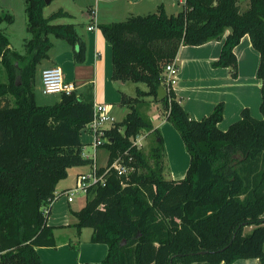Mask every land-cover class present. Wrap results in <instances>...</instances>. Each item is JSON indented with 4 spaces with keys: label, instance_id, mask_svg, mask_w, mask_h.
Instances as JSON below:
<instances>
[{
    "label": "trees",
    "instance_id": "16d2710c",
    "mask_svg": "<svg viewBox=\"0 0 264 264\" xmlns=\"http://www.w3.org/2000/svg\"><path fill=\"white\" fill-rule=\"evenodd\" d=\"M23 1L31 35L24 54L11 48L0 27V264H42L36 248L56 245L43 207L57 196L69 168L92 163L82 155L80 134L93 102L73 90L41 105L35 91L50 36L76 47V63L85 60L86 42L76 24L55 22L71 16L64 9L45 17L44 0ZM3 21L13 18L0 15ZM98 28L111 48V79L144 83L147 90L121 92L119 105L128 110L105 130L107 160L98 167L104 183L90 184L73 211L77 231L91 228L90 242L107 246L103 264H232L248 258L264 264V0H184L176 14L160 4L154 12ZM244 35L260 56L261 117L243 108L222 130L219 103L200 120L191 118L165 83L166 66L182 45L223 38L211 65L228 67L236 78L234 47ZM159 86L166 91L161 99ZM152 102L161 105L189 156L180 179L164 176V140L146 113ZM145 133L152 136L147 152L134 143ZM117 159L126 173L106 171Z\"/></svg>",
    "mask_w": 264,
    "mask_h": 264
},
{
    "label": "crops",
    "instance_id": "0c3cea01",
    "mask_svg": "<svg viewBox=\"0 0 264 264\" xmlns=\"http://www.w3.org/2000/svg\"><path fill=\"white\" fill-rule=\"evenodd\" d=\"M179 3L182 1L179 0ZM160 4L168 14L179 11L176 10V5L173 2L168 0H90L88 3H84L85 10H82L81 20H76L71 10L60 7L71 16L56 19L55 22L84 23L86 25V31H77L86 42L85 60L82 63H76L73 57L76 47L62 40L64 41V43H60L62 51L54 54V59H50L48 56V64L60 67L64 79L74 84L75 92L82 98L93 103L108 104L115 121H120V116L127 112V109L122 111V108L125 107L119 105L121 92H123L121 85L125 82L111 79V48L109 43L105 42L98 24L116 21L117 16L126 18L130 14L151 13ZM140 8H144V10H140ZM89 26L94 28L88 29ZM51 42L54 46L53 39ZM222 42L223 38L198 46H180L174 60L177 74L173 90L183 108L195 120L207 116L217 104L221 103L223 105V118L218 123V127L224 130L230 123L239 118L243 108H248L251 114L257 118L261 116L259 110L261 81L257 78L260 56L251 45L248 35H244L234 47L238 66L236 78L231 76L228 67H213L211 63L218 58ZM45 67L37 70L39 83L35 84L36 102L38 103L37 99H40L41 105L55 102L53 99L47 98L52 94H46L42 91L40 71ZM157 113L159 114L158 110ZM159 118L161 119V116ZM152 122L155 127L160 126L161 130L163 128L170 130L165 118L160 120L161 123H158V120H152ZM109 126L107 125V128ZM83 131L84 135L80 134V140L84 144L82 155L89 159H93L94 155L97 166H104L107 160L105 149L103 147L94 149L91 145L92 135L86 129ZM147 136L145 133L137 137L143 139ZM163 137L165 143L164 133ZM87 170L88 165L69 168L67 177L57 184L56 192H62L72 187L75 184L76 176ZM184 173V171L181 173L173 172L177 178L170 176V179H180ZM76 198L80 200V205L74 208L72 203ZM83 202L84 198L81 195L70 202L64 195H59L56 200L46 205L48 209L47 223L54 226L56 245L54 247L36 248L42 264H78L83 262L103 264L102 260L106 255L107 246L103 243L90 242L91 228H82L78 232L74 226L76 218L72 213L77 211ZM85 232L87 233L85 234ZM232 264H258V259H239Z\"/></svg>",
    "mask_w": 264,
    "mask_h": 264
},
{
    "label": "rangeland",
    "instance_id": "374dc122",
    "mask_svg": "<svg viewBox=\"0 0 264 264\" xmlns=\"http://www.w3.org/2000/svg\"><path fill=\"white\" fill-rule=\"evenodd\" d=\"M90 0H52L47 6L44 8L43 15L45 17L49 16L52 12L56 11L60 7H65L71 10L73 15L76 17V20H81L82 18V10H85L84 3H88ZM173 2L176 5V10L182 9V3H179V0H168ZM182 2L184 0H181ZM84 6V7H83ZM140 10H144V8H140ZM179 11H174L173 14H176ZM146 12V11H145ZM11 15L13 18V21L11 23H7L6 21H3V23L0 25L1 29L7 34L10 46L12 49L17 51L19 54L25 53V46L24 43L27 39L30 38V33L28 32L26 25V14H25V3L23 0H0V15ZM170 14V13H169ZM137 15V14H134ZM140 15V14H139ZM126 18L122 16H117L116 21H122ZM78 32L86 31V25L84 23H78L75 25ZM50 39L54 41V46H52L48 51V56L50 59H54V54H56L59 51H62L60 43H64L62 39L56 38L54 36H50ZM105 42L108 44V42L105 40ZM58 54V53H57ZM49 62L47 59L43 60V62L39 65L38 71L41 67L50 66L48 64ZM35 76V84L39 83V76L38 72ZM5 80L4 72L0 65V81ZM122 91L129 95H135L136 89L140 88L142 90H147V87L144 83H134L131 81L125 82L123 85H121ZM50 99H53L54 101L59 100L60 94H52L49 95ZM147 99V98H146ZM38 103L41 104L40 99H37ZM112 106V104H110ZM115 107V106H114ZM113 108V106H112ZM127 108H122V111H125ZM128 110V109H127ZM157 110L159 114L157 113ZM162 107L159 103L152 102L149 105L148 112H146L150 118L154 120H158V123H161L160 120L164 119V116L161 114ZM124 114V113H123ZM121 115L120 118L122 119L124 115ZM161 114V115H160ZM161 116V119L159 118ZM261 117V116H260ZM259 117V118H260ZM167 125H169L168 128H163L161 130L160 126L158 128L160 129V132L163 137V133L166 138V142L164 145L165 152H166V162L168 168L164 171V176L168 179H170V176H175L174 173H181L182 171H186V168L188 166L189 162V156L186 152V149L183 145V142L181 140V137L179 133L175 130V128L167 121ZM82 135H84V131H81ZM164 140V137H163ZM152 141V136L149 135L146 138L139 139V144L142 146V149L147 152L150 148ZM89 150V149H88ZM107 153V152H106ZM172 171V174L170 175V172ZM169 172V173H168ZM177 176V175H176ZM175 176V177H176ZM177 178V177H176ZM81 195L82 198H84V194H78ZM79 199H75V201L72 203V206L74 208L79 207ZM251 227H246L245 231H250ZM87 232H85L86 234Z\"/></svg>",
    "mask_w": 264,
    "mask_h": 264
},
{
    "label": "built area",
    "instance_id": "2783aa9c",
    "mask_svg": "<svg viewBox=\"0 0 264 264\" xmlns=\"http://www.w3.org/2000/svg\"><path fill=\"white\" fill-rule=\"evenodd\" d=\"M92 28L94 27H88V29ZM176 74L177 67L174 62L166 66L164 70V80L166 85L173 88V85L176 81ZM40 81L42 85V91L46 94L70 93L71 91L75 90L74 84L66 81L64 79L62 69L55 65L45 67L40 71ZM114 121V116L111 114L108 104L96 102L93 103L92 118L84 126V129L89 131L92 135L91 145L94 147V149L101 147L103 143H105V141L107 140V137L105 135L107 125H111ZM139 139L140 138L136 137L134 143L140 145ZM112 168L116 170L118 174H123L127 171L126 167L121 164L118 159L114 160L106 171ZM93 183H104L103 176L98 172V166L95 163L94 155L92 163L88 165V170L81 172L76 176L75 184L72 187L62 192H56L57 196L51 202L56 200L59 195H64L69 202L73 201L75 197L79 196L78 194L82 193L85 196L87 187ZM43 211L45 213L48 212L46 206L43 207Z\"/></svg>",
    "mask_w": 264,
    "mask_h": 264
},
{
    "label": "water",
    "instance_id": "95a60500",
    "mask_svg": "<svg viewBox=\"0 0 264 264\" xmlns=\"http://www.w3.org/2000/svg\"><path fill=\"white\" fill-rule=\"evenodd\" d=\"M51 1L52 0H44L46 4H49ZM165 92V89L162 86H159L157 91L158 98L161 99L165 95Z\"/></svg>",
    "mask_w": 264,
    "mask_h": 264
}]
</instances>
